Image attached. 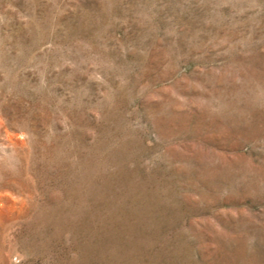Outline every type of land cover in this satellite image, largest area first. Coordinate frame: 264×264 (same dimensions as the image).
Returning <instances> with one entry per match:
<instances>
[{"label":"rangeland","instance_id":"obj_1","mask_svg":"<svg viewBox=\"0 0 264 264\" xmlns=\"http://www.w3.org/2000/svg\"><path fill=\"white\" fill-rule=\"evenodd\" d=\"M0 264H264V0H0Z\"/></svg>","mask_w":264,"mask_h":264}]
</instances>
